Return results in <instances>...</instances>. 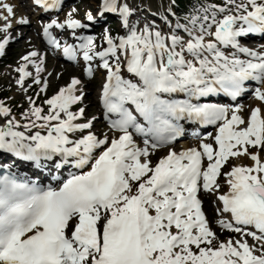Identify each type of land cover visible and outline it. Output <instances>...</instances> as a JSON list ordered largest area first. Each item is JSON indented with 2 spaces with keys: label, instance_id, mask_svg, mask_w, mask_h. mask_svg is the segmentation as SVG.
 Returning a JSON list of instances; mask_svg holds the SVG:
<instances>
[{
  "label": "snow or ice",
  "instance_id": "snow-or-ice-1",
  "mask_svg": "<svg viewBox=\"0 0 264 264\" xmlns=\"http://www.w3.org/2000/svg\"><path fill=\"white\" fill-rule=\"evenodd\" d=\"M28 6L62 8L61 0ZM173 6L167 11L175 16ZM16 7L0 0V54L22 36L10 34L14 21L31 23ZM78 12L71 7L41 31L69 60L82 56L84 76L102 71L99 112L85 115L84 83L75 75L42 104L28 97L21 119L0 101V264H264V45L241 43L264 36V0L197 5L168 32L154 22L138 27L131 0H98L83 20ZM107 14L122 34L104 26L98 47L83 30L107 25ZM53 28L71 30L75 43H62ZM20 60L16 84L32 78L45 92L44 54L32 49ZM249 90L260 104L245 116L235 101ZM221 93L233 102H214ZM98 119L102 132L94 131ZM182 122L214 132H195L198 143L177 150ZM9 154L53 183L13 172ZM240 157L252 163L232 162ZM202 197L217 205L214 221ZM213 222L235 236L221 239Z\"/></svg>",
  "mask_w": 264,
  "mask_h": 264
},
{
  "label": "rangeland",
  "instance_id": "rangeland-1",
  "mask_svg": "<svg viewBox=\"0 0 264 264\" xmlns=\"http://www.w3.org/2000/svg\"><path fill=\"white\" fill-rule=\"evenodd\" d=\"M131 3L134 4L137 9H139L140 7H144V9L149 10L152 13L156 14L160 19L154 20L153 22L155 23L157 27L161 28L164 32H168L171 30L169 22H171L172 24L176 22V18H174L172 13L167 11L169 6L172 4L171 0H131ZM96 5H97V0H76L72 2L68 7H66L62 12L55 15L54 17L57 19H63L66 13L69 11V9L75 6L79 9V12L76 13V16L79 19L84 18V13L89 9H91L94 12L96 9ZM15 12H17L16 13L17 16L20 15V13L18 12V9L15 10ZM172 12H174L173 8H172ZM3 22H4L3 20H0V24H2ZM35 25L36 24L34 22V24L32 23L31 25H28V26H21V25L15 24V21H14V26L12 27V30H10V34L14 37L17 35L18 31L20 33H24L27 29L28 30L34 29V32H36L37 30H36ZM1 35L3 34L0 33V36ZM34 35L35 33L30 36L24 35L22 40L19 42V44L13 45L11 48L8 49V54H6L4 57H0V86H2V90L7 93V99L5 100V102L3 101L2 102L5 105H9L12 115H15L19 119H21L20 114L29 106V102L27 99L28 97L34 98L37 104H42V102L48 96H51L56 90H58L60 86L66 84L69 81L70 77L73 76L74 74L77 77L79 75L78 78H80L85 85L84 78L80 76V70L77 71V73L73 71L71 72L72 68H70L71 67L70 65H66V64H63L62 62H59L58 60H55L51 56V54H50L51 56L50 59L52 60V63H48V66H46L47 63L44 61L43 71H41L39 74L42 80L43 79L48 80V88L46 89L45 92L43 93L39 92V88L36 84L35 86H31L29 83L26 82V84H24L23 86L17 85L15 81L18 78V76L17 74L14 73V71H16L17 67L21 63L20 57L23 56L26 51L32 50V49L37 50L39 53L42 52V49L40 47V44L38 43V40L31 37V36L34 37ZM98 37L101 38V36H98ZM101 45L102 44H100V46ZM55 65H57V70L54 67ZM28 69H29L28 71H31L33 73V76H35L34 67L29 65ZM99 74L100 72H97L98 76ZM51 80L53 81L52 84L50 83ZM32 82H33V79H32ZM84 92L86 95H84L83 97V105L86 106L90 103L86 100H91V97L95 99L96 97L95 85H94V89L92 88L89 91L85 90ZM253 100L255 99L249 100L246 103V105H249V104L251 105ZM246 105H244L245 109L243 111L245 114L246 113L248 114L250 109L248 110ZM45 106L46 105H44V108ZM46 110L47 109L45 108V111ZM94 114H95L94 107H92V109L89 110L88 116H93ZM97 122H101V121H96L95 123ZM103 130L104 129L100 131L96 128V131L98 132H102ZM261 155L262 157H264V153H261ZM242 160L237 159L232 162L233 163L243 162V164H250L251 162L249 161L247 157L242 158ZM209 203L206 205V208H208L210 210L209 211L207 209L208 212L211 213V211L213 210H212L211 202ZM218 231L219 230H217V233ZM220 238L223 239V236L220 235Z\"/></svg>",
  "mask_w": 264,
  "mask_h": 264
},
{
  "label": "bare ground",
  "instance_id": "bare-ground-1",
  "mask_svg": "<svg viewBox=\"0 0 264 264\" xmlns=\"http://www.w3.org/2000/svg\"><path fill=\"white\" fill-rule=\"evenodd\" d=\"M8 2H10V3H13V4H15V5H17V7L15 8V9H18L19 10V12L21 13L20 15H22V14H27V13H25L24 12V9L22 8V6L20 5V0H8ZM19 15V16H20ZM43 23V22H42ZM42 23H38V26H40L41 27V25H42ZM10 30H12V28L10 29ZM34 34V31L31 29V30H27L20 38H18L17 40L19 41L24 35H26V36H30V35H33ZM32 38H36L35 37V35H34V37L33 36H31ZM47 63H52V60L48 57V59H47ZM55 67V69L57 70V65H55L54 66ZM70 68H72L71 69V72L72 71H77V67L75 66V67H73V66H71ZM53 72V71H52ZM14 73L15 74H17V71H14ZM52 74V73H51ZM25 83V82H24ZM50 83L52 84L53 83V81L51 80L50 81ZM91 83H93V82H91ZM90 83L89 82H85V85H84V89H86V90H91L93 87H91L90 85H89ZM31 86H35V84H30ZM86 95V94H85ZM88 96V95H87ZM90 98V97H89ZM256 105H258V101H256V100H254L253 101V106H256ZM94 107V111H95V108H97V106H96V103L93 101V97H91V101H90V103L88 104V105H86V113H85V115L86 116H88V114H89V110H91L92 109V107ZM245 107V106H244ZM261 107L263 108V106L261 105ZM16 119H17V117H16ZM4 118L3 117H0V125H3L4 124ZM191 145H193V143H190L188 140H186L185 142H182L181 143V145H180V147L179 148H185V147H189V146H191ZM240 160H242V158L240 157L239 158ZM152 160H153V157H152ZM243 161V160H242ZM241 162V161H240ZM243 163V162H242ZM225 188H226V186H225Z\"/></svg>",
  "mask_w": 264,
  "mask_h": 264
},
{
  "label": "trees",
  "instance_id": "trees-1",
  "mask_svg": "<svg viewBox=\"0 0 264 264\" xmlns=\"http://www.w3.org/2000/svg\"><path fill=\"white\" fill-rule=\"evenodd\" d=\"M175 1H176V7H184L185 1L194 7L197 6V0H175ZM5 96H6V92L3 91L0 87V97L4 98Z\"/></svg>",
  "mask_w": 264,
  "mask_h": 264
}]
</instances>
